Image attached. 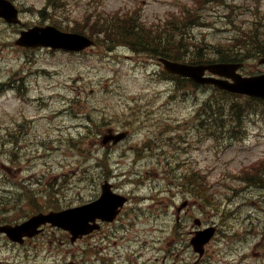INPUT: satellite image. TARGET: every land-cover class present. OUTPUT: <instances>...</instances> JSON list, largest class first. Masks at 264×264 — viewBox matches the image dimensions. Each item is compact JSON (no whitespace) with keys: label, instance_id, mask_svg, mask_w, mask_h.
<instances>
[{"label":"rangeland","instance_id":"obj_1","mask_svg":"<svg viewBox=\"0 0 264 264\" xmlns=\"http://www.w3.org/2000/svg\"><path fill=\"white\" fill-rule=\"evenodd\" d=\"M23 1L27 5L25 22L30 23L37 16H51L46 17L47 20L59 27L77 31L85 29L84 32L96 38L97 45L83 55L46 49L30 51L15 44L14 51L8 47L0 52V79L7 77L18 84L24 82L27 88L18 89V92L26 99L32 95L40 106L37 112L32 107L25 108L27 115H36L33 130L29 133L16 131V145L8 142L9 139L0 144L2 149L10 145L14 148L17 146L14 153L9 154L11 163L7 166L34 167L27 173H20V176L28 174L38 177L46 169L42 175L46 177L47 185L62 180L55 190L53 185L50 187L51 196L44 193L46 189L42 185L32 183L33 190L23 197V204H16L17 198L9 204L12 209L14 204L18 208L14 216L77 205L80 200L90 198L91 185L98 184L101 177L111 178L112 181L115 179L125 190L138 191L141 205H135L131 200L128 216L122 217L110 230V226H105L103 230L108 237L100 241L94 235L70 243L67 233L48 226L31 241L24 253L18 248L20 246H14V264H63L72 255L78 256L80 247L89 248L88 253L83 255L89 258L96 257L90 251L101 252L102 246L108 250L106 253L118 251L114 264H126L127 259L130 264H205L206 258L196 259L197 256L188 247L187 231L192 224L189 211L183 208L185 210L181 209L178 214L176 208L188 200L190 167H195L203 174L204 166L209 165L212 168L205 174L206 183L213 188H220L217 192H222L224 198L232 200L229 205H239L242 211L251 209L258 214L259 241L248 240L241 248H234L235 242L243 240L246 234L240 229V225L243 226L245 222L232 210L224 214L223 208L221 215L224 214V223L231 224L236 231L231 236L218 235L207 248V261L210 260L211 264H264V190L251 191L253 203L250 204L240 200L247 191L238 189L237 178L220 174L218 162L224 161L234 149L216 155L220 150L218 143H214V138L220 133L217 126L212 127L211 139L205 141V144L211 145L207 153L193 151L185 139L187 122L195 109L192 108L193 104L206 102L211 96L204 95L205 89L185 91L180 81L166 84L163 81L165 75L157 73L153 65L155 62L149 60L147 54L133 52L128 46L107 44L109 18L132 17L143 28H147L146 25L151 28L150 32H158L156 34L168 31L169 37H178L182 32L187 39L200 44L201 51L207 57H213L217 52L224 53L234 45L248 43L249 48L244 53L250 55V60L246 62L244 70L250 71L257 64L252 59L256 46L251 37L242 33L251 31L260 35L263 32L260 23L251 22L250 19L264 15V0ZM61 10L62 14L58 15L57 12ZM85 11V22L74 21ZM235 18L241 21L236 34L233 25ZM91 20L93 23L97 21L93 30L89 28ZM179 25H185L186 29L176 30ZM16 36L14 34V40ZM11 39L12 36L0 35L2 43H11ZM52 94L53 100L49 98ZM235 98L237 104L223 112V118H233L232 107L236 105L248 109L245 114L242 112L240 118H253L261 113L264 117V105L258 106L243 97ZM16 104L14 91L2 85L1 128L14 121ZM207 111L211 116L209 107ZM55 112L58 113L57 117H51ZM138 118L149 120L138 124ZM107 128H127L131 131L129 138L109 153L102 152L106 147L102 146L99 138ZM157 128L165 131L181 129V146L172 140L168 141V145L175 146L170 147L171 150L177 152L172 157L154 152L155 142L164 141V137L157 139L152 135ZM256 128L258 124L249 126L248 130L254 133ZM26 138L29 140L26 141ZM262 139L261 136L258 138L259 145L252 155L254 159L264 151ZM21 143L27 144L28 152L23 151V148L18 151ZM248 143L254 145L256 140L251 137ZM191 155L199 160V164L190 161ZM7 157L0 154V161L9 160ZM101 159L106 161L100 163ZM2 168L0 166V170ZM201 174H196V177L203 182ZM222 181L227 185L221 186ZM257 193L262 195L260 200H257ZM215 205L214 195H211L210 209L214 210ZM177 215L179 220H176ZM11 248L12 245L0 240V259L11 255ZM243 254L247 258L242 260ZM77 263L83 264L82 259H78ZM99 264L102 262L99 261ZM105 264L113 263L108 261Z\"/></svg>","mask_w":264,"mask_h":264},{"label":"water","instance_id":"obj_2","mask_svg":"<svg viewBox=\"0 0 264 264\" xmlns=\"http://www.w3.org/2000/svg\"><path fill=\"white\" fill-rule=\"evenodd\" d=\"M21 43H34L42 45H50L52 47H64L68 49H81L88 42L78 34H70L60 32L54 28L44 29L37 36L20 40ZM164 68L170 72L189 76L190 78L199 82H212L221 88L228 89L235 92L247 93L259 97H264V75L253 77H242L241 75L234 74L237 65L234 64H212V65H187L176 62H171L166 59H159ZM205 69H209L214 73L224 76H230L234 79V83H229L227 80L215 79L210 77H202ZM124 136V133L113 136L108 134L104 136L103 143L109 139L117 141V139ZM123 203V200L116 199L109 192H104L101 198L97 201L88 204L64 210L61 212H51L48 214H36L28 220L15 225H4L0 227V231L14 241L22 242L24 235L32 236L39 232L37 229L39 225L50 222L52 225L62 227L72 234L71 240H75L82 234H86L96 228L98 225L94 223L96 217H101L107 220H112L118 211V206ZM92 221L93 223H89ZM211 231L202 232L199 236L192 240L194 247L198 251H202L200 246L206 242Z\"/></svg>","mask_w":264,"mask_h":264},{"label":"trees","instance_id":"obj_3","mask_svg":"<svg viewBox=\"0 0 264 264\" xmlns=\"http://www.w3.org/2000/svg\"><path fill=\"white\" fill-rule=\"evenodd\" d=\"M123 25V30L121 31V38L126 40V39H132L131 34L128 33L129 29L133 27L134 29V37L131 42L133 50H138L142 53H147L149 55H154V56H162L166 57L169 59L173 60H184L181 56H175L172 57L168 55L165 50L169 49V45H173L169 41V36H167L165 33L161 34H156L154 32H150L151 30L148 28H143L139 21L134 18H123V19H117L113 23V27L111 29V34L114 37H119L120 36V28L118 26ZM179 30V28H177ZM119 33V36L118 34ZM108 35V34H107ZM159 35H163L162 38ZM178 43H182V40L179 38ZM237 46H232L227 52H230L232 55H234V49ZM180 55V54H179ZM202 57H200L201 59ZM223 60L228 59V58H221ZM236 59V58H234ZM192 61V60H190ZM195 61V60H193ZM204 60H199V62H202ZM176 79H179L180 81H183V79H180L179 77L175 76ZM182 86L186 87L188 84H183L181 83ZM191 86V85H190ZM194 87V86H191ZM211 99L206 101L208 107L210 108L211 111V118H223L224 113L227 112L230 108V106L237 104L236 98L233 97V94H230L228 92L219 90L213 86H211ZM252 102V101H251ZM264 103V101H262ZM233 111V118H240L242 112L244 111V114L248 111L247 108L242 107V106H233L232 107ZM215 116V117H214ZM209 117V118H210ZM225 117V115H224Z\"/></svg>","mask_w":264,"mask_h":264},{"label":"flooded vegetation","instance_id":"obj_4","mask_svg":"<svg viewBox=\"0 0 264 264\" xmlns=\"http://www.w3.org/2000/svg\"><path fill=\"white\" fill-rule=\"evenodd\" d=\"M11 1L14 3V0H11ZM0 23L3 24L4 26L8 27L9 31L14 32V25L4 23V21L2 19H0ZM14 179L18 180V181H15L13 183L14 184V188H20V187L22 188V187L28 186V182L22 181L21 178L15 176V175H14ZM194 231H195V229H192L189 232L193 233ZM1 236H3V235H1ZM11 245H14V243H12Z\"/></svg>","mask_w":264,"mask_h":264},{"label":"bare ground","instance_id":"obj_5","mask_svg":"<svg viewBox=\"0 0 264 264\" xmlns=\"http://www.w3.org/2000/svg\"><path fill=\"white\" fill-rule=\"evenodd\" d=\"M49 98H51L52 100L54 99V94H52V95H49ZM57 115H58V113L57 112H55L53 115H52V117H57ZM54 119V118H53ZM52 119V120H53ZM52 123V122H51ZM52 124H54V123H52Z\"/></svg>","mask_w":264,"mask_h":264}]
</instances>
